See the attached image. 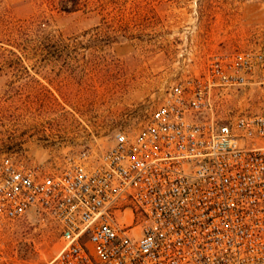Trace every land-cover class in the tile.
<instances>
[{
	"label": "built area",
	"instance_id": "obj_1",
	"mask_svg": "<svg viewBox=\"0 0 264 264\" xmlns=\"http://www.w3.org/2000/svg\"><path fill=\"white\" fill-rule=\"evenodd\" d=\"M262 84L263 54L214 55L102 155L52 171L4 158L0 235L35 213L60 235L46 264H264V114L222 111Z\"/></svg>",
	"mask_w": 264,
	"mask_h": 264
},
{
	"label": "rangeland",
	"instance_id": "obj_2",
	"mask_svg": "<svg viewBox=\"0 0 264 264\" xmlns=\"http://www.w3.org/2000/svg\"><path fill=\"white\" fill-rule=\"evenodd\" d=\"M236 51L264 55V0H0V162L52 171L102 155L177 79ZM223 106L264 114V84ZM0 238L14 264H46L60 247L35 213Z\"/></svg>",
	"mask_w": 264,
	"mask_h": 264
}]
</instances>
